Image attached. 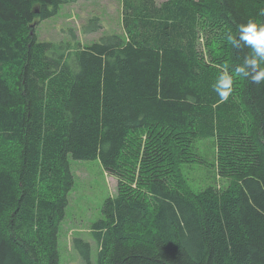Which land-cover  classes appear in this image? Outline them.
<instances>
[{"label": "trees", "instance_id": "16d2710c", "mask_svg": "<svg viewBox=\"0 0 264 264\" xmlns=\"http://www.w3.org/2000/svg\"><path fill=\"white\" fill-rule=\"evenodd\" d=\"M73 1L0 0V264H59L70 159L117 178L91 227L95 264H264V81L234 73L251 49L226 38L264 22V0H122L124 36L38 40ZM199 138L227 187L186 188ZM72 245L90 264V244Z\"/></svg>", "mask_w": 264, "mask_h": 264}, {"label": "rangeland", "instance_id": "374dc122", "mask_svg": "<svg viewBox=\"0 0 264 264\" xmlns=\"http://www.w3.org/2000/svg\"><path fill=\"white\" fill-rule=\"evenodd\" d=\"M160 3L164 0H155ZM92 17H98L100 27L83 31ZM122 0H75L62 4L58 12L35 26L38 40L66 42L78 40L82 45L99 40L101 36L116 33L124 36L122 28ZM194 161L183 163L180 170L186 179V188L201 191L211 185L225 188L231 175L218 172L216 146L213 138H199L193 143ZM74 183L68 194L64 218L59 224V264H88L72 245L76 237L91 246L90 264H95L97 244L91 233L94 222L102 218V206L109 197L117 194V178L107 173L97 159H70Z\"/></svg>", "mask_w": 264, "mask_h": 264}, {"label": "clouds", "instance_id": "9594fccd", "mask_svg": "<svg viewBox=\"0 0 264 264\" xmlns=\"http://www.w3.org/2000/svg\"><path fill=\"white\" fill-rule=\"evenodd\" d=\"M259 15L264 16V10ZM228 43L235 49L247 47L251 49V55L243 58V63L233 69L237 76L250 77L255 84L264 81V22L257 23L254 19H248L239 27L238 36L227 35ZM234 77L227 67L220 73L216 80L214 91L221 101H226L233 91Z\"/></svg>", "mask_w": 264, "mask_h": 264}, {"label": "water", "instance_id": "95a60500", "mask_svg": "<svg viewBox=\"0 0 264 264\" xmlns=\"http://www.w3.org/2000/svg\"><path fill=\"white\" fill-rule=\"evenodd\" d=\"M38 10H35V12H37ZM33 26L35 25V22L32 24Z\"/></svg>", "mask_w": 264, "mask_h": 264}]
</instances>
